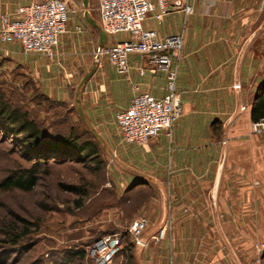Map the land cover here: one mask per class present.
Instances as JSON below:
<instances>
[{
	"label": "crops",
	"instance_id": "crops-1",
	"mask_svg": "<svg viewBox=\"0 0 264 264\" xmlns=\"http://www.w3.org/2000/svg\"><path fill=\"white\" fill-rule=\"evenodd\" d=\"M31 1L0 0V14ZM65 1L70 11L57 55L25 54L19 43L0 41V76L5 72L17 82L25 74L52 99L72 96L84 120L115 119L130 103L132 83L163 95L164 74L151 68L140 74L139 55H129L127 76L106 56L94 61L97 47L127 38L103 32L99 0L96 14L90 0ZM149 2L154 9L143 27L160 37H183L177 78L182 115L148 143L117 137L125 186L149 192L139 216L156 230L169 222L163 240L145 247L131 240L134 262L251 264L255 244L264 243V132L251 131L250 116L264 88V0H189L191 14L173 9L160 18L156 0Z\"/></svg>",
	"mask_w": 264,
	"mask_h": 264
},
{
	"label": "rangeland",
	"instance_id": "rangeland-1",
	"mask_svg": "<svg viewBox=\"0 0 264 264\" xmlns=\"http://www.w3.org/2000/svg\"><path fill=\"white\" fill-rule=\"evenodd\" d=\"M90 2L96 14L97 0ZM0 86L10 100L27 108L45 128L73 125L77 131L88 133L98 144L102 159L101 170L96 174L86 165L72 162L42 171L30 191L0 189V264H61L76 248L87 249V255L75 264H93L88 256L89 248L96 237L105 233H119L124 248L132 245L128 227L139 217L135 206L146 199L149 192L146 188L126 191L125 173L115 155V150L120 149L117 140L120 134L114 119H81L72 96L66 102L52 99L39 91L25 74L16 82L4 72ZM106 146L114 152L107 153ZM22 150L16 137L0 131V179L15 168L28 165ZM85 180L89 183L88 194L77 207L74 204L77 196L60 188L59 183L77 184ZM19 218L31 223L29 233L19 244L4 242L7 225H21ZM149 231L154 233L155 225L149 223L146 232L151 234ZM122 251L116 253L109 264L122 260Z\"/></svg>",
	"mask_w": 264,
	"mask_h": 264
},
{
	"label": "built area",
	"instance_id": "built-area-1",
	"mask_svg": "<svg viewBox=\"0 0 264 264\" xmlns=\"http://www.w3.org/2000/svg\"><path fill=\"white\" fill-rule=\"evenodd\" d=\"M160 12L156 18L173 9L185 15L193 12L189 0H156ZM154 9L149 0H99L100 25L106 34L124 33L127 38L111 46L97 47L95 61L106 56L108 62L121 76L130 71L129 55H139L142 66L140 74L151 68L165 76L164 93L156 97L132 83L130 103L115 113V124L121 140L125 143L145 144L163 130H170L182 115L181 94L177 88L178 60L183 37L173 34L160 37L156 31L145 29L143 21ZM70 8L65 0H34L18 5L12 13L0 14V41L17 42L25 54H41L47 58L57 55L60 38L67 31L66 23ZM79 29V26L77 27ZM253 133L264 132V117L251 122ZM149 220L144 216L133 219L128 227L136 246L145 247L149 241L166 238L169 222L154 233H147ZM124 248L119 233H108L94 241L88 251L93 264H108L114 255ZM256 255L251 264H264V243L255 244Z\"/></svg>",
	"mask_w": 264,
	"mask_h": 264
},
{
	"label": "trees",
	"instance_id": "trees-1",
	"mask_svg": "<svg viewBox=\"0 0 264 264\" xmlns=\"http://www.w3.org/2000/svg\"><path fill=\"white\" fill-rule=\"evenodd\" d=\"M250 116L252 121L264 117V88L256 95L251 106ZM0 131L19 140L23 146V158L28 162V165L13 169L0 179V189L2 190L30 191L36 185L40 173L47 172L53 165L74 162L86 165L95 174L101 170L102 159L99 155L98 144L93 137L84 131H77L73 125L68 128L62 126L45 128L44 125L36 121L27 108L10 100L1 86ZM59 186L77 196L74 199V204L77 207L82 205L89 190L87 180L77 184L59 183ZM134 186L130 185L126 191L128 192ZM127 200L125 199L126 202ZM140 206L141 203L136 205L135 209H139ZM19 221L21 225H7L4 231L7 239L4 242L12 245L19 244L20 239L29 233L31 223L20 218ZM105 234L96 237V240ZM85 255H87V249L76 248L64 257L61 264L81 262ZM121 256H123L122 260L117 259L115 264H135L132 245L124 248ZM262 257L264 259V250Z\"/></svg>",
	"mask_w": 264,
	"mask_h": 264
}]
</instances>
